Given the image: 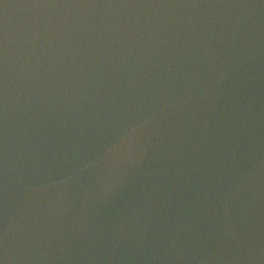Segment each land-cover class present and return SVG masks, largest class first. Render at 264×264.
I'll use <instances>...</instances> for the list:
<instances>
[{"label": "water", "instance_id": "water-1", "mask_svg": "<svg viewBox=\"0 0 264 264\" xmlns=\"http://www.w3.org/2000/svg\"><path fill=\"white\" fill-rule=\"evenodd\" d=\"M0 264H264V0H0Z\"/></svg>", "mask_w": 264, "mask_h": 264}]
</instances>
